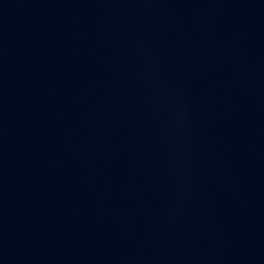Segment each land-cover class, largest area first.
I'll list each match as a JSON object with an SVG mask.
<instances>
[{"label": "water", "instance_id": "obj_1", "mask_svg": "<svg viewBox=\"0 0 264 264\" xmlns=\"http://www.w3.org/2000/svg\"><path fill=\"white\" fill-rule=\"evenodd\" d=\"M0 264H264V0H0Z\"/></svg>", "mask_w": 264, "mask_h": 264}]
</instances>
